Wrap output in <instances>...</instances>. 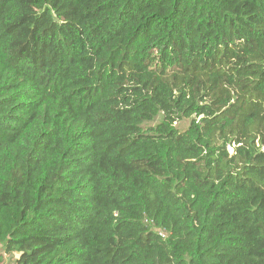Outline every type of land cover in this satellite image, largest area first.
Returning <instances> with one entry per match:
<instances>
[{"label":"trees","instance_id":"1","mask_svg":"<svg viewBox=\"0 0 264 264\" xmlns=\"http://www.w3.org/2000/svg\"><path fill=\"white\" fill-rule=\"evenodd\" d=\"M4 254L264 264V0H0Z\"/></svg>","mask_w":264,"mask_h":264},{"label":"rangeland","instance_id":"2","mask_svg":"<svg viewBox=\"0 0 264 264\" xmlns=\"http://www.w3.org/2000/svg\"><path fill=\"white\" fill-rule=\"evenodd\" d=\"M162 118V116H159L156 118L155 121L151 122V124H155L158 120H160ZM189 121H185L184 122V126L186 124H188ZM231 152H233V147L230 148ZM18 256L17 254H13V255H2V260L0 261V264H13V259L14 257Z\"/></svg>","mask_w":264,"mask_h":264}]
</instances>
